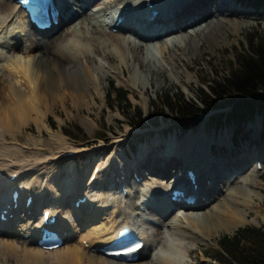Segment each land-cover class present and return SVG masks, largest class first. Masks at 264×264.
Segmentation results:
<instances>
[{
  "label": "bare ground",
  "instance_id": "bare-ground-1",
  "mask_svg": "<svg viewBox=\"0 0 264 264\" xmlns=\"http://www.w3.org/2000/svg\"><path fill=\"white\" fill-rule=\"evenodd\" d=\"M64 1L58 13L61 18L59 27L42 32L39 34L41 38H35L28 29L26 17H22L23 12L16 7L14 1L0 0V145L3 146L0 148V206L1 194L7 189L9 178L14 174H21L15 183L25 186L29 194H34L52 208L53 213L61 215L56 229L66 233L60 248L45 251L37 245L38 233L35 228L30 227L27 221L21 222L26 219L22 215L6 227L0 224V256L4 260L8 257L15 258L18 264H129L106 258L94 249L108 244L113 239L110 236L115 230L133 223L147 246L142 250L141 258L131 264H187L186 257H190L196 246L210 240L215 232H228L250 222L249 217L253 211L264 223V213L254 190L264 186V182L260 181L261 174L256 169L257 162L264 158V148L253 142L251 146L256 145L259 151L255 154V167L250 168L249 161L251 157L253 160L254 152L248 146H244L243 150L239 149V152L229 148L225 152L221 151L220 146L224 144L230 147L228 141L223 139L205 141L190 138L186 157L181 152L185 148L184 144H174L173 140L162 146L163 156L154 160L146 153L153 154L161 145H156L151 151L144 147L134 165L153 174L150 180H156L159 186L147 185L142 190L140 204L133 202L136 190L132 185L126 186L129 195L125 197L121 193L117 195L116 191L105 196L104 188H97L96 184L92 191L97 195L89 201L90 208L83 209V212L87 209L83 216H79L71 206L67 214L64 212V204L71 201L74 203L78 197L87 195L88 186L85 183L92 170L86 171V180L81 185V179L75 174V158L65 160L64 154L75 151L77 156L87 154L85 152L88 150L68 145L62 152L37 155L33 162L17 146L18 132L33 123L38 132L47 130L59 142H65L66 136L61 132L54 133L48 125L49 116L59 103L70 113H73L71 107L77 112L82 111L86 116L84 125L92 131L98 124L93 115V103L98 104L95 94L104 96L103 81L109 80V76H113L119 85L128 86L146 96L148 85L142 74L147 72L152 77H147L148 84L152 85L153 81L164 76V68H167L161 62L157 65L152 59L145 65L144 56L160 54L161 61L171 66L172 72H177L174 59L176 52L194 54L193 49L198 51L201 47L199 39L203 38L213 45V40L218 41L217 33L224 29L225 24L237 32L245 25L242 17H254L252 13L237 10L225 1L214 12H210L206 5L216 0H170L163 9H157L159 11L154 21L137 20L136 26L141 28H135L130 23L124 24L120 33L113 34L110 28L103 26L99 18L114 16V26L118 6L124 8L128 4V7H144L146 0H94L93 4L91 0H81L82 3L79 0ZM71 1L73 4L78 1V10L76 9L69 22H65L63 16L69 11ZM157 1L159 0H153ZM97 9L100 12L94 14ZM78 18L79 24L72 23L64 28ZM59 30L61 32L55 36ZM139 30L144 35L150 32L154 34L141 38L144 35L138 36ZM163 33L165 36L161 35ZM101 48L112 49L118 54V66L112 64L115 59L111 54H101ZM18 52H22V58L17 56ZM129 53H133L132 58L137 67L131 77L127 76L130 72ZM93 55L98 57L97 61ZM185 66L189 70L188 65ZM21 68L26 71L22 72ZM155 72L157 76L154 78ZM184 86L190 90L188 85ZM128 137L127 132L116 138L113 141L114 149H121L128 142ZM115 161L121 171H126L130 165L134 166L130 162V165L122 164L119 158ZM62 162L69 164L68 173L72 177L52 180L50 174L53 168ZM184 168L197 169L199 189L196 193L205 200L183 209L184 212L174 220L166 221L169 214H174L172 206H162L166 202L163 197L172 190L170 187L173 182L169 184V178H172L173 172L176 174ZM246 170L249 171V177L241 181ZM218 182L222 184L221 187ZM234 183L245 184L247 188L238 187ZM228 185L235 187L226 190L223 199H219L218 206L209 208L210 203ZM78 192L82 194H77ZM75 195L78 196L73 199ZM230 201L235 207L228 204ZM142 207L158 214L159 219L145 215ZM89 210H93L90 215L87 214ZM202 220L205 223H200ZM9 225L15 226L16 230H6ZM153 226L156 227L155 239L162 246L156 253L149 243V231ZM26 234L33 239L25 240ZM85 241L88 247L84 245ZM145 255L148 257L147 262L141 260Z\"/></svg>",
  "mask_w": 264,
  "mask_h": 264
},
{
  "label": "rangeland",
  "instance_id": "rangeland-1",
  "mask_svg": "<svg viewBox=\"0 0 264 264\" xmlns=\"http://www.w3.org/2000/svg\"><path fill=\"white\" fill-rule=\"evenodd\" d=\"M224 1L229 2L237 10L252 13L254 15V19L242 17L241 20L245 22V25L241 26L237 32H234L232 27L225 24L223 26L224 29L217 33L218 41L213 40V45H211L209 41L204 40L203 38L199 39V42H202V44L198 51H195L193 49L194 54L188 55L184 52H176L174 54V59L176 61L177 72H172L170 68L171 66H168L167 63L162 62L161 60L158 61L152 54H149L146 57L144 56L143 61L145 65L148 64L150 59H152L157 65H159L161 62V64L165 65V67L167 68H164V76L159 78L157 81H153L152 85H149L147 82V77H150V79L152 77L147 72H144L142 74L144 79L146 80L145 84L148 85L146 96H142L138 91L132 90L128 86L119 85L117 80L113 76H109V80L103 81L104 96L99 97L97 94H95L98 100V104L93 103V115L98 120V124L92 131H90L84 125V119L86 116L82 111L77 112L73 107H71L73 113H70V111L66 110L61 103L57 104L53 109V113L49 116V127L53 130L54 133L61 132L62 134H64L65 128H69L71 130L69 132H72L73 134H76V129H81L82 133L78 134V141L64 134L66 136V141L59 142L57 138L53 137L51 132L44 130L42 133H40L37 131L35 125L33 123H30L28 128H24L21 132H18L19 141L17 143V146L22 148L24 155L28 158L33 159V162L37 155L48 154L50 152H62L68 145L74 146L75 148L87 149L88 152H85L87 154L79 155L73 160V163L76 165L75 174L78 178L81 179L82 185L83 181L87 177L86 171L92 168V165L96 160H98L99 162L101 161L103 163V172L101 174V179L97 182L96 186L97 188H104L103 193L105 196L114 193L109 192L110 189L108 188V184L109 182L113 181L118 172V164L117 161H115L116 158H119L122 161V164H130V159L138 162L137 159L142 148L145 147L144 149L151 151L156 145H161L153 152V154L146 153L149 154L148 157H151V159L154 160L158 157L163 156L164 147L162 146H165L167 144V141L170 140H173L174 144H184L185 148H183L181 152H184L183 156L185 157L187 154V143L190 138H194V140L200 138L205 141H221L222 139L224 141L227 140L230 144V147H228L226 144L220 146L221 151L224 152L227 148L236 149V152H239V149L243 150V148H245L244 146H248V148L254 152L253 160L252 157L251 160L249 157V167L254 168V162L257 160L255 154L259 151L256 148V145L262 146L264 148V118L262 116H256L254 121L244 125L245 127L241 126V129L243 128L244 131V136L241 135L238 142L235 144L234 142H232V140L235 141V130L237 126L234 127L233 125H230L226 122V120L219 123H216L215 120L211 121L213 117H216V113L209 112L202 115L198 120L189 125L185 133L178 130L179 125L175 123H162L160 124V126L155 127L149 125L147 122L146 128L136 130L130 127V123L132 122V120L129 118V116L123 115L122 111L119 110V108L116 106L115 101L113 100V96L116 91L127 89L130 94L129 98L133 104V107L139 108L147 117L148 113L150 112V106H159L162 98L167 93L175 96L176 94L181 92L184 94L186 99L197 100L200 97L202 87H204L205 90L209 91V88L203 86V83L213 81L217 79V77H222L224 75V73L229 69V64L231 63L232 58L236 55V53L247 48L250 34H255L256 36H258V40H264V9L255 10L250 4V1L248 3V0H242V3H238L236 2V0H216L212 4H207L206 8L208 7V10L210 12H214L215 9L219 7ZM77 2L75 1V4H73V1H71L69 11L65 12L66 15L71 14L72 12H76V9L78 10V6H76L78 4ZM79 22L80 21L78 18V20H76L75 22L68 23L66 26H64V28L72 25V23H74V25H77L79 24ZM31 32L33 37L40 38V36H38L36 33H34L33 31ZM60 32L61 30L57 31L55 36H57ZM29 45L30 43L28 42V46ZM104 53L111 54L115 59L114 63L112 64L114 66H118L120 58L118 57V54L115 53V51L108 48H106L105 50L101 48V54L104 55ZM17 56L22 58V52H18ZM128 56L130 72L127 76L131 77L134 73V69H137V67L132 58L133 53H129ZM93 57L96 61L98 60L97 56L93 55ZM185 65H188L189 70L186 69ZM156 76L157 72L154 73L153 77L155 78ZM184 84L188 85L190 90H187ZM127 132L129 134V137L127 138L128 142L123 147H121V149H114L113 141L118 137L126 135ZM103 138L108 139V143H102L98 141ZM253 142L256 143L255 146H251ZM217 146L219 145L217 144ZM0 148H3V146L0 145ZM254 148H256V150H253ZM206 150L208 149L206 148ZM260 161L264 166V158ZM68 165L69 164L66 162L57 164L50 174L51 179L60 181L64 178L69 179L70 177H72V174L68 173ZM138 169L140 170V172L137 180L140 182H138V184L136 185V192L133 195V202L136 204H140L139 200L140 198H142V190L147 185L151 184L152 186H159L158 184H156V180H152L151 182L150 179H152V176H154L153 174H150L144 168L138 167ZM179 172H176V174L175 172L172 173V178L171 176L169 178L171 180L169 184L173 182V180L178 176ZM248 172L249 171L247 170L244 171L241 181H243L246 177H249ZM259 173L261 174L260 181L264 182V168L263 170L259 171ZM252 178L254 177L252 176ZM135 181L136 180H134L133 182ZM218 184L220 187L222 186L220 182H218ZM233 185L247 188L245 184L242 183H234ZM231 187L235 186L228 185L227 187L223 188V192L221 193V195L217 196L218 198L213 200L208 207L212 208L213 206H218L219 199H223L222 196L226 194V190H230ZM161 189L165 190L164 187H162ZM254 190L255 194L257 195V202L261 205V210L264 213V186ZM228 204L235 207V204L232 201L228 202ZM69 206H71L70 202H68V204H64V212L66 214L69 210ZM142 209L145 215H150L153 219L156 220L159 219V215L152 212L149 208L142 207ZM183 212L184 211L182 210H175L174 214H169V216L165 219L166 221H170L172 219L174 220L176 216H180ZM249 219L250 222L242 224L238 227H234L228 232L220 231L213 233V236L210 240L200 243L195 247L194 252L190 255V257H186V263L220 264L213 259H219V247L217 243L223 236H231L241 227L264 226L261 218L257 217L254 211L251 213ZM200 223H205V220H202ZM149 234V243L150 246H152L151 249L154 251V253H156L157 249L162 247L161 244L157 242L154 236L156 234V227L153 226L152 228H150ZM147 258V255H145V257H143L141 260L147 262ZM0 264L18 263L15 258L8 257L6 260H4L0 256Z\"/></svg>",
  "mask_w": 264,
  "mask_h": 264
},
{
  "label": "trees",
  "instance_id": "trees-1",
  "mask_svg": "<svg viewBox=\"0 0 264 264\" xmlns=\"http://www.w3.org/2000/svg\"><path fill=\"white\" fill-rule=\"evenodd\" d=\"M249 1L255 10L264 9V0ZM203 86L209 91L202 87L197 100H188L181 92L175 96L165 94L159 106H150L147 117L139 108L133 107L126 89L116 91L113 100L123 115L132 120L130 126L139 130L146 128L147 122L155 127L175 123L179 125L178 130L185 133L202 115L216 113L211 121L226 120L237 126V143L239 137L244 136L241 126L253 122L256 116L264 118V40L250 34L247 48L236 53L224 75L204 82ZM69 131L65 128L64 134L78 141L82 130L76 129V134ZM217 245L219 259L213 260L220 264H264V226L241 227L233 235L223 236Z\"/></svg>",
  "mask_w": 264,
  "mask_h": 264
},
{
  "label": "clouds",
  "instance_id": "clouds-1",
  "mask_svg": "<svg viewBox=\"0 0 264 264\" xmlns=\"http://www.w3.org/2000/svg\"><path fill=\"white\" fill-rule=\"evenodd\" d=\"M21 71H22V72H25L26 70H25V69H23V68H21Z\"/></svg>",
  "mask_w": 264,
  "mask_h": 264
}]
</instances>
